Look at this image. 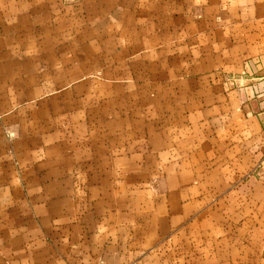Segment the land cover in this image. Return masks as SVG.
Listing matches in <instances>:
<instances>
[{
    "label": "crops",
    "instance_id": "0c3cea01",
    "mask_svg": "<svg viewBox=\"0 0 264 264\" xmlns=\"http://www.w3.org/2000/svg\"><path fill=\"white\" fill-rule=\"evenodd\" d=\"M0 264H264V0H0Z\"/></svg>",
    "mask_w": 264,
    "mask_h": 264
}]
</instances>
